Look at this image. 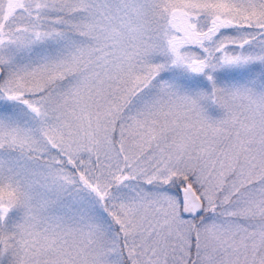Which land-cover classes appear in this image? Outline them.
I'll return each instance as SVG.
<instances>
[{
    "label": "snow or ice",
    "instance_id": "1",
    "mask_svg": "<svg viewBox=\"0 0 264 264\" xmlns=\"http://www.w3.org/2000/svg\"><path fill=\"white\" fill-rule=\"evenodd\" d=\"M0 264H264V0H0Z\"/></svg>",
    "mask_w": 264,
    "mask_h": 264
}]
</instances>
